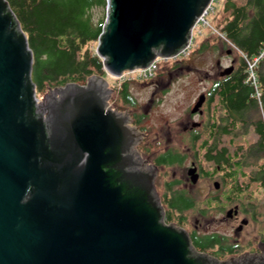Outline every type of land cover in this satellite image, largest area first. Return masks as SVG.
I'll use <instances>...</instances> for the list:
<instances>
[{"label":"water","instance_id":"obj_1","mask_svg":"<svg viewBox=\"0 0 264 264\" xmlns=\"http://www.w3.org/2000/svg\"><path fill=\"white\" fill-rule=\"evenodd\" d=\"M211 2L106 0L96 46L104 69L118 76L175 57ZM32 66L27 37L0 0V264H264V254L217 259L165 222L156 167L136 148L144 134L129 111L109 106L103 76L39 98Z\"/></svg>","mask_w":264,"mask_h":264},{"label":"trees","instance_id":"obj_2","mask_svg":"<svg viewBox=\"0 0 264 264\" xmlns=\"http://www.w3.org/2000/svg\"><path fill=\"white\" fill-rule=\"evenodd\" d=\"M7 2L32 50L31 76L37 94H44L47 90L68 82L83 84L94 74L104 75L103 60L97 55L93 43H98L105 15L95 21L92 11L95 7L105 8L106 0H7ZM222 11L221 32L225 37L223 43L230 42L233 49L236 48L249 59L258 55L264 48V0H224ZM211 37H206L194 50L201 52L214 49L210 41L215 38L210 39ZM238 60L239 64L229 74L218 75L207 91V108L210 109L212 102L216 100L214 115H217L218 109L226 114L220 116V121L224 125L221 126L219 123L220 126L212 129L214 130L212 144L208 146V138L200 143L203 157L215 163L219 162L220 154L214 153V149L217 150L222 135L235 129V114L240 112L252 115L253 112L257 114L255 113L257 110L264 113V57L255 68L261 87L260 102L252 96V86L245 82V59L241 55ZM117 90L119 100L124 106L129 97L128 83L123 82ZM128 101L133 103L134 99ZM257 117L258 119L246 121L255 125L258 140L254 144L264 146V121ZM198 133H194L192 145L200 138ZM161 156L162 162L166 164L181 162L184 158L175 151L166 152ZM174 199L176 201L171 205L179 212L195 207L193 197L187 199L176 194ZM164 220L169 222L167 218ZM193 244L196 248L199 246Z\"/></svg>","mask_w":264,"mask_h":264},{"label":"flooded vegetation","instance_id":"obj_3","mask_svg":"<svg viewBox=\"0 0 264 264\" xmlns=\"http://www.w3.org/2000/svg\"><path fill=\"white\" fill-rule=\"evenodd\" d=\"M230 51L231 50L228 49L227 53L229 54ZM184 59V57H179L174 61H168L169 66L164 71L159 72L160 68L157 66L152 77L138 81L145 83L150 82V87L153 88L150 103L153 102L155 94L162 93L166 96L170 92L171 85L174 84L173 79L176 81V79L180 78V75L186 69V62L183 61ZM238 62L239 60H231V64L234 67L237 66ZM215 63L220 73L222 68L225 67L220 69L219 60H216ZM210 86L198 95L186 111L185 121L180 123L182 132H187L192 141L195 135L193 130L201 126L200 122H198L199 125H194L197 122L193 121V118L194 116L200 117L204 115L206 117V123L204 124L205 129L201 134L205 136V139L208 138V146L212 144L214 137V130L212 129L216 128L217 125L220 126L219 123L222 124L221 126L224 125V123L220 121V117L214 115L213 112L210 114L209 111L206 112L205 110L207 91ZM128 92L129 97H127V101L132 98L134 102L131 103L126 101V104H123L126 106L124 111H129L131 117L130 125L138 127L144 134L136 148L148 164L156 167L154 185L155 189L161 192L158 196L164 209V218H167L169 223L176 220V222L173 223L184 227L186 225V218L181 213L192 207L179 212L171 205L172 202L174 203L176 201L174 196L180 194L189 199V197H192L189 192L193 191V188H197L198 190V185L201 183V180H209L218 174L220 179H222V183H220L221 181H214L218 183L219 187L215 188L214 182L213 187L219 189V191L217 194L205 193L203 201L206 204L211 202L216 203L217 205L215 207L220 206L221 212L223 210L226 211L223 221L231 220L237 224L233 225L232 234L219 233L218 231L200 234L197 230L198 226L196 225L193 229L187 230L191 240L193 243L199 245L197 247L199 249L197 250L205 252L220 260L238 257L242 254H264V146L254 144L258 140V134L255 133V125L249 124L246 121V119H258L257 116L264 121V113L262 112L261 116L260 114H255L254 116L251 114L245 115L240 112L235 114V129L233 130L234 132L231 130L229 132V134L234 133L233 135L236 134V136L238 134L240 137L247 136L248 131L243 128L248 126L256 136L255 141L236 144L233 147L226 145L217 146V150L214 149V153L217 152L220 154L218 163H215L213 160H207L204 158L205 156H202L207 162L212 164V171L203 169L198 162L191 160L186 172H183L184 177L175 178L174 175H176V172H173L172 168H174L173 166L181 165L182 161L166 164L162 162L161 155L166 152L173 153L174 151L182 156L184 155L178 148L174 149L167 145L161 147V141L156 139L158 133L163 130L169 133L170 136H173L170 127L168 126L167 129H164L163 127L156 128L148 126L147 122L151 121L149 109L140 107L130 90H128ZM202 94L205 95V100L199 108L200 110L192 113V107ZM213 110H215V107ZM118 111L123 110H119L118 108ZM222 116H226L223 111ZM151 132L152 137L149 136L152 139H149L147 136ZM171 138L172 137H170V140ZM199 139L196 140L199 141ZM170 140H167V142L169 143ZM168 168L171 169L170 177H168ZM190 168H194V174L197 175L195 183L191 182V176L188 173ZM249 227L251 231H247ZM200 246H202L203 249Z\"/></svg>","mask_w":264,"mask_h":264},{"label":"rangeland","instance_id":"obj_4","mask_svg":"<svg viewBox=\"0 0 264 264\" xmlns=\"http://www.w3.org/2000/svg\"><path fill=\"white\" fill-rule=\"evenodd\" d=\"M223 3L224 0L212 1V9L209 11L208 16L206 17L210 26L203 27V33L201 35L199 34L198 30H193L194 39L192 42V46L190 47L189 53L186 55L187 58L183 60L184 62H186V69L180 75V78L176 79V81L175 79H173L174 84L171 85V90L166 96H164L162 93H157L154 95L153 102L150 103L153 92V88L150 87V82L145 83L138 82L136 80L127 81L128 90H130L133 97L138 101L140 107H143V109H149L151 121L147 122V125L156 128L163 127L164 129H167L168 126L170 127L173 136H170V134L165 132L164 130L160 131L158 133V136L156 135V139H159L161 141V147L167 145L169 147H173L174 149L178 148L179 151H181L184 155V160L182 161L181 165L173 166L174 168H172V171L176 172V175H174L175 178L184 177L183 172H186V169L190 165L191 160L198 162L200 167L205 170L212 171L213 169L212 164L207 162L202 157L203 151L200 147L201 141L205 139V136H203L201 132H203L205 129L204 124L206 123V117L203 115L200 117L194 116L193 118V121L201 123V126L198 127L200 128L199 130H193V133L199 132V134L201 135V138L195 143V145L191 144L190 135L187 132H182L180 123L185 121L184 119L186 111L189 109L198 95L204 92L205 89L210 86L212 81L219 75V68L215 63L216 60H219L221 69L222 67L231 65L232 59L234 61H237L241 56V53L237 51L236 48L233 49L227 42H225L227 44H224L223 41L225 40L219 34L214 32V29H218L221 31ZM105 13L106 7L103 9L102 7H95L92 11L93 19L96 21L98 18L104 16ZM208 36H212L210 39L215 38L213 41H210V44L214 45V49L201 52H197L196 50H194ZM96 46L97 42L93 43V48H96ZM228 49L231 50L229 54L227 53ZM174 60L175 59H169L167 61L161 60L158 65L160 68L159 72L164 71L169 66V62ZM104 71V75L101 76H103L107 80L108 87L111 88V93L113 94L108 102L109 106H111L113 109L117 108L118 110L119 108V110L124 111L126 106H122V101L119 100L117 92V89L119 87V80L117 79L118 76H113L106 70ZM255 75L257 77L256 70ZM47 91L44 94H38V97H45ZM216 103L217 101L214 100L210 106V109H208L205 105L206 112L209 111L210 114L212 112L214 113L215 110H213V108H216ZM255 113H257V115L260 114L261 116L262 111L260 112L259 110H257V112ZM252 115H255L254 112L252 113ZM216 116H222V111L218 109ZM243 129L248 131L247 136L245 135L243 137H240L238 134L236 136V134L233 135L234 133H228L220 137V141L218 142L217 146L226 145L233 147L236 144L253 142L256 140V136L250 127L246 126ZM151 134L152 132L147 136L149 137V139H152ZM170 137H172L171 140ZM167 140H170V142L168 143ZM196 152L197 154H195ZM170 172L171 169H169L168 177H170ZM214 181H221L220 183H222V179H220V176L217 174L209 180H201V183L198 185V190L197 188H193V191L189 192V194L195 200V207L181 213L186 218V225L184 227H180H182L186 231L189 229H193L197 225V230L200 234L212 231L232 234L233 225H236L237 223L231 220L223 221L226 211L223 210L221 212L220 206L215 207L217 204L214 202L205 205V202L203 201L205 193L209 192L210 194H217V192L219 191V189H215L213 187ZM156 192L158 195L161 193L157 189ZM173 222H176V220ZM173 222L172 224H175ZM250 227L247 229V231H251Z\"/></svg>","mask_w":264,"mask_h":264},{"label":"built area","instance_id":"obj_5","mask_svg":"<svg viewBox=\"0 0 264 264\" xmlns=\"http://www.w3.org/2000/svg\"><path fill=\"white\" fill-rule=\"evenodd\" d=\"M212 9L211 4L205 9V11L203 12V14L201 16H199V18L197 19L194 27L192 28V34H193V30L196 29L198 30L199 34L201 35L203 33V27H207L210 26L206 17L209 14V11ZM214 32L219 34L221 37L224 38V35L220 32V30L218 29H214ZM193 42V37L190 39L189 44L187 47H185L180 53H178V55H176L174 58H179V57H184L189 53L190 47L192 45ZM257 56V57H256ZM254 56L252 59H249L248 57H246V55L243 54V57L245 59L246 62V68H245V72H246V78H245V82H247L249 85L252 86L253 88V92H252V96L255 97L256 99H258V101L260 102V97H261V87L259 85V81L258 78L255 75V66L258 63V61L264 56V50L262 49L261 51H259V54ZM160 60H164L163 58H157L154 61H152L146 68H136L134 70H128V71H124L121 75H119L117 77V79L119 80V84L123 81H130V80H143V79H148L150 77L153 76L155 70L157 69V65L158 62Z\"/></svg>","mask_w":264,"mask_h":264}]
</instances>
